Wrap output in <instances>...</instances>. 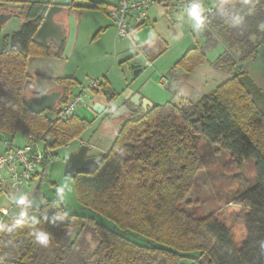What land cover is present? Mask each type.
<instances>
[{
	"label": "trees",
	"instance_id": "16d2710c",
	"mask_svg": "<svg viewBox=\"0 0 264 264\" xmlns=\"http://www.w3.org/2000/svg\"><path fill=\"white\" fill-rule=\"evenodd\" d=\"M210 1L214 13L198 27L208 25L213 32L208 33L209 39L218 38L240 52L235 58L225 50L213 66L227 71L254 59L264 43V3ZM6 5L22 21L16 32L0 34V135L10 140L20 132L26 138L45 140V148L65 146L90 124L76 115L57 118L76 80L53 78L61 90L55 107L49 109L54 118L45 111L33 113L25 103L40 92L35 80L45 77L28 72V59L60 57L53 42L40 44L33 39L51 2L0 0V8ZM63 6L66 11L77 7ZM85 8L106 11L107 5L98 1ZM206 61L205 47L194 46L174 67L190 74ZM113 121L120 130L111 146L98 154L93 171L80 173L73 181L78 202L116 228L69 212L60 201L43 197L39 187L46 202L43 207L36 210L20 203L37 213L35 221L10 216V212L0 215V264H46L43 259L50 251L59 262L48 264H62L65 253L77 247L86 264H264V93L245 71L239 69L194 102L181 98L145 110L135 107ZM197 136L216 151L229 152L228 163L237 169L246 160H254L256 183L237 199L238 217L245 228L240 246L216 214L194 217L180 208L202 168ZM44 175V171L37 175L39 185ZM40 231L49 233L47 245L37 240ZM87 235L95 241L91 250ZM140 236L144 243L137 240Z\"/></svg>",
	"mask_w": 264,
	"mask_h": 264
},
{
	"label": "rangeland",
	"instance_id": "374dc122",
	"mask_svg": "<svg viewBox=\"0 0 264 264\" xmlns=\"http://www.w3.org/2000/svg\"><path fill=\"white\" fill-rule=\"evenodd\" d=\"M27 1H50L51 5L72 3V0ZM76 1L87 5L99 0ZM70 11L77 15L80 23L76 22L75 40L69 56L30 57L27 61V70L33 75L45 76L37 81V89H41L40 91L55 90L53 78L58 77H73L76 80L73 85L75 91L94 80H100L102 86L97 91L89 89L75 112L77 117L87 119L90 124L69 144L53 148L55 155L44 166L45 175L40 184V193L46 199L60 201L71 213L94 217L97 222L116 228L114 223L96 215L78 202L73 179L67 178L63 173L68 155L77 151L81 145L89 146V155L106 152L113 141L100 133L102 121L111 122V114L125 105H130V109L135 108L136 95L143 94L150 99L149 101L154 100L155 104L165 101L177 103L181 98L194 102L224 81L222 79L227 71L209 68L208 64L205 65L206 62L193 74L174 67L188 48L204 46V40L206 42L213 40L204 39L207 37L205 35L203 37L200 28L188 15L184 14L176 21L177 13L171 6L152 7L149 10V20L135 31L133 37L124 38L115 36L112 22L105 11L79 7H74ZM62 15L63 13H59L56 17L61 18ZM21 21L18 15H12L0 25L1 36L16 32ZM106 23L110 26L101 27ZM217 50L218 47L207 50V59H213ZM161 77L166 80L162 85L158 82ZM106 87H109L108 92L103 93ZM259 88L264 93V87ZM108 96L112 98L109 100ZM95 102L105 105V109L96 113L93 110ZM45 114L51 118L55 117V113L49 109L45 110ZM124 115L126 114L119 118ZM4 136L0 135V139ZM21 142L22 134L18 132L15 134V143ZM195 142L202 168L196 173L191 190L180 208L194 217L216 214L230 229L235 244L240 246L245 237V228L238 217L241 205L237 204V199L256 183L254 160H246L242 167L237 169L228 163L229 152L216 151V147L202 136H197ZM38 147L43 150L46 147L45 140L39 139ZM1 150L2 141L0 152ZM38 180L39 177L36 178L37 182ZM57 189H63V198ZM18 198L16 204L10 206V201L0 193V207L10 209V216L35 221L37 213L21 207ZM86 239L91 250L95 246V241L91 235H87ZM137 240L140 242L143 240L144 243L141 236ZM87 254H83V257H88ZM81 257L82 250L77 247L67 251L61 262L86 264ZM50 262H59L54 251H50L43 259V263Z\"/></svg>",
	"mask_w": 264,
	"mask_h": 264
},
{
	"label": "built area",
	"instance_id": "2783aa9c",
	"mask_svg": "<svg viewBox=\"0 0 264 264\" xmlns=\"http://www.w3.org/2000/svg\"><path fill=\"white\" fill-rule=\"evenodd\" d=\"M190 2L191 0H111L106 13L114 25L117 38L133 37L135 31L148 20V12L152 6L160 4L171 6L178 15H183L187 14L186 9ZM198 2L202 5L206 24L215 8L208 0H198ZM101 86L100 80L90 81L78 91L72 86L69 89L68 100L61 105L57 118L66 120L75 115L87 91L89 89L97 91ZM2 144L5 150L0 154V193L12 206L16 204L19 195H26L31 191L37 175L42 172L46 164V159L52 156L53 149H40L39 139L34 138H27V141L21 145H16L10 140H4ZM9 212L10 209L0 207L1 216L8 215Z\"/></svg>",
	"mask_w": 264,
	"mask_h": 264
},
{
	"label": "water",
	"instance_id": "95a60500",
	"mask_svg": "<svg viewBox=\"0 0 264 264\" xmlns=\"http://www.w3.org/2000/svg\"><path fill=\"white\" fill-rule=\"evenodd\" d=\"M63 13L60 20L56 19V15ZM13 15V12L0 14V25L3 24ZM76 20L72 11H66L63 5H51L45 12L43 20L33 36V39L40 44H48L50 40L60 49L59 54L63 58H67L71 53V49L75 40ZM107 93V90L104 91ZM61 95V90L56 89L51 92L40 91L37 95H32L26 98L25 103L27 108L33 113H41L46 109L55 107L57 100ZM139 95H136L137 100L134 104L138 105ZM153 103L148 99H143L141 108L146 109L152 107ZM105 109V105L96 103L93 106V110L96 113L102 112ZM124 113H129L128 105H125L120 110H116L111 114V119L120 117ZM89 146L81 145L77 151L71 152L66 158L64 165V176L70 179H74L78 174L95 169L98 158L89 157ZM39 183L35 181L31 191L26 194V199L22 205L32 208L40 209L46 202L41 198L39 193ZM10 195V193H8Z\"/></svg>",
	"mask_w": 264,
	"mask_h": 264
},
{
	"label": "crops",
	"instance_id": "0c3cea01",
	"mask_svg": "<svg viewBox=\"0 0 264 264\" xmlns=\"http://www.w3.org/2000/svg\"><path fill=\"white\" fill-rule=\"evenodd\" d=\"M99 1H103V2H105L106 3V5H107V8L109 7V5H110V2H111V0H107V1H105V0H99ZM212 5H214V3H212L210 0H208ZM263 3H264V0H261ZM72 3H73V5H75V6H77V7H87V6H90V5H92L93 3H88L87 5H84V4H80V3H78V1H76V0H72L71 1ZM97 2V1H96ZM62 4H64V3H62ZM62 4H59V5H62ZM165 6H167V5H163V4H160V5H154V6H152V7H165ZM151 7V8H152ZM150 8V9H151ZM149 9V10H150ZM107 10V9H106ZM105 13H106V11H105ZM75 15V14H74ZM106 15H107V13H106ZM184 15V14H183ZM183 15H178L177 14V16H176V21L179 19V18H181V16H183ZM185 15H188V14H185ZM56 17V16H55ZM107 17H108V15H107ZM58 18V19H57ZM60 17L58 16V17H56V19L57 20H60L59 19ZM109 18V17H108ZM149 12H148V20H149ZM110 19V18H109ZM75 20H76V22L77 23H80V20L78 19V17H77V15H75ZM147 20V21H148ZM111 21V20H110ZM112 22V21H111ZM77 23H76V25H77ZM101 26V25H100ZM104 26H106V27H108V26H110L109 24H105V25H103V26H101V27H104ZM112 26H113V28H114V25H113V23H112ZM106 27H104V28H106ZM198 27V26H197ZM199 28V27H198ZM101 29V28H100ZM206 29V30H205ZM209 28H208V25L207 26H205V27H203V28H200L199 30H200V33L203 35V37H204V35H205V37H207V38H204V39H209V37L211 36V35H209L208 33L209 32H211V33H213L212 31H209L208 30ZM114 31H115V28H114ZM216 35V34H215ZM116 36V35H115ZM213 41H209V42H206V40H204V42H205V44H204V47H205V49H206V55H207V50H209L210 48H213V47H218V50L215 52L216 54L214 55V57H213V59H207V61H206V63H205V65L206 64H208L209 66V68H214V69H216V70H218V71H222V70H219V69H217V68H215L214 66H213V64H214V61L216 60V58L219 56V55H221L225 50H228L235 58H237L238 56H239V54H240V52H239V50L238 49H236V48H227V45L223 42V41H220L218 38H216V39H212ZM207 44V45H206ZM72 50V49H71ZM60 57L61 58H63L61 55H60ZM203 65V64H202ZM202 67V66H201ZM198 69H201L200 67H197L196 69H195V71H197ZM239 69H241V70H243V71H245L246 73H247V75L252 79V81L258 86V87H264V43L263 44H261L259 47H258V53H257V56L254 58V59H247L246 61H244V62H242L241 64H239L238 66H234V67H232V68H230L229 70H227V73H226V75H224V77H223V79L222 80H226V79H228L230 76H232L235 72H237ZM194 71V72H195ZM193 72V73H194ZM223 72V71H222ZM193 73H190V74H193ZM214 73H216V72H214ZM214 76H216V74H214ZM164 79V77H161L159 80H158V82H159V84H164V82L166 81H164L163 80ZM39 80V78H37L36 80H35V84H37V81ZM221 82H223V81H221ZM36 87V89H37V85L35 86ZM57 88L55 87V90H56ZM108 89H109V87H106L105 88V90H107V92H108ZM39 91L41 90V89H38ZM46 91V90H45ZM46 92H49V91H46ZM51 92V91H50ZM103 93H104V91H103ZM140 97H139V99H138V105H136L135 107H140L141 108V104H142V101H143V99H149L148 97H146L145 95H143V94H140L139 95ZM109 97V96H108ZM187 99V98H186ZM150 100V99H149ZM152 100V99H151ZM152 102L154 103V100H152ZM166 102V101H165ZM96 103H99V102H95L94 104H96ZM164 103V102H163ZM163 103H158V104H163ZM155 104V103H154ZM129 108H130V105H129ZM126 114V113H125ZM109 120H103L102 121V123H101V127H100V133L102 134V135H106V136H108L107 138H109L110 140H114L115 139V137L117 136V134H118V132H119V130H120V126L116 123V122H114L113 121V119H111V122H108ZM5 140H7V138H4ZM9 139V138H8ZM0 141H4V140H0ZM10 141H12L14 144H16L15 143V135L12 137V139H10ZM27 141V138L26 137H24V136H22V142L21 143H19V144H16V145H21V144H23V143H25ZM5 150V148H4V145L2 144V150H1V152H0V154L3 152ZM89 154V153H88ZM87 154V155H88ZM99 154V153H98ZM93 155H95V154H93ZM89 156V155H88ZM44 169V168H43ZM43 169H42V171H43Z\"/></svg>",
	"mask_w": 264,
	"mask_h": 264
},
{
	"label": "clouds",
	"instance_id": "9594fccd",
	"mask_svg": "<svg viewBox=\"0 0 264 264\" xmlns=\"http://www.w3.org/2000/svg\"><path fill=\"white\" fill-rule=\"evenodd\" d=\"M188 16L194 21L196 26H202L206 22V17L202 14L203 8L202 5L198 2V0H191L189 3V7L186 9ZM57 192L61 195L63 198V189H57ZM26 199L25 195H21L18 198L19 203H24ZM63 218V217H61ZM37 240L39 243L43 245H47L49 243V233L40 231L37 234Z\"/></svg>",
	"mask_w": 264,
	"mask_h": 264
},
{
	"label": "flooded vegetation",
	"instance_id": "af4514ba",
	"mask_svg": "<svg viewBox=\"0 0 264 264\" xmlns=\"http://www.w3.org/2000/svg\"><path fill=\"white\" fill-rule=\"evenodd\" d=\"M10 11H12L13 12V14H14V10L12 9V7L11 6H3V7H1L0 8V14H2V13H9ZM58 19V18H57ZM59 19H61V18H59ZM50 42H53L52 40H50ZM105 91V90H104ZM111 96H109V98H110ZM129 107V106H128ZM130 109V108H129ZM129 113H130V110H129ZM129 113H126V115H128ZM123 115V114H122ZM125 116V115H124ZM119 118V117H118ZM89 155V154H88ZM89 157H96V158H98V155H89ZM39 181V180H38Z\"/></svg>",
	"mask_w": 264,
	"mask_h": 264
}]
</instances>
